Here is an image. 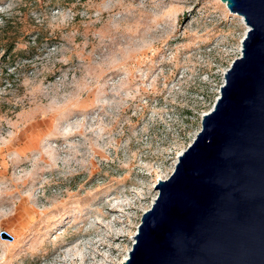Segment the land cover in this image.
I'll return each instance as SVG.
<instances>
[{
	"label": "rangeland",
	"instance_id": "rangeland-1",
	"mask_svg": "<svg viewBox=\"0 0 264 264\" xmlns=\"http://www.w3.org/2000/svg\"><path fill=\"white\" fill-rule=\"evenodd\" d=\"M220 1L0 0V264L124 263L242 55Z\"/></svg>",
	"mask_w": 264,
	"mask_h": 264
},
{
	"label": "water",
	"instance_id": "water-1",
	"mask_svg": "<svg viewBox=\"0 0 264 264\" xmlns=\"http://www.w3.org/2000/svg\"><path fill=\"white\" fill-rule=\"evenodd\" d=\"M221 1L249 27L242 55L123 264H264V0Z\"/></svg>",
	"mask_w": 264,
	"mask_h": 264
},
{
	"label": "trees",
	"instance_id": "trees-1",
	"mask_svg": "<svg viewBox=\"0 0 264 264\" xmlns=\"http://www.w3.org/2000/svg\"><path fill=\"white\" fill-rule=\"evenodd\" d=\"M4 20H7V19H4ZM0 30L1 31H4L3 33H7L5 27L4 28H0ZM15 48H16V41H15V39H8V41L5 44V49H6L7 55L2 57L3 58V61H2L3 64H2L1 67L6 68V66L9 64L8 63L9 61H10L11 64H14L15 63L14 61L19 57L18 53H22L20 51L19 52L16 51L11 56H9V54L11 52H13L15 50ZM8 57H9V59L6 60ZM4 73H5V75H7V73H9L8 72V68H6L4 70ZM7 84H9V82H7Z\"/></svg>",
	"mask_w": 264,
	"mask_h": 264
},
{
	"label": "bare ground",
	"instance_id": "bare-ground-1",
	"mask_svg": "<svg viewBox=\"0 0 264 264\" xmlns=\"http://www.w3.org/2000/svg\"><path fill=\"white\" fill-rule=\"evenodd\" d=\"M221 2V1H220ZM221 4L223 5V6H225V9L228 11V13H230L231 15H235V16H238L239 18H240V21H241V23H240V25H239V28H240V30H244L245 29V33L243 34V36H242V40H243V38L245 37V35H246V33H247V31H248V29H249V27H248V25L246 24V22H245V20H244V18L242 17V16H239V15H237V14H233V13H231L228 9V6L225 4V3H222L221 2ZM242 42V41H241ZM242 44V43H241ZM240 51H241V49H240ZM180 155V154H179ZM159 179H162V177H159ZM116 236V235H115ZM112 239V238H111ZM120 239V237H118L117 238V240H119ZM127 258V256L124 258V261H125V259ZM90 260V259H89ZM93 261V260H92ZM123 261V262H124ZM89 264V263H88ZM94 264V263H93Z\"/></svg>",
	"mask_w": 264,
	"mask_h": 264
}]
</instances>
